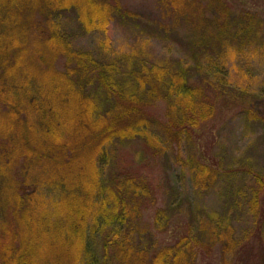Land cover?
Masks as SVG:
<instances>
[{"label":"trees","instance_id":"obj_1","mask_svg":"<svg viewBox=\"0 0 264 264\" xmlns=\"http://www.w3.org/2000/svg\"><path fill=\"white\" fill-rule=\"evenodd\" d=\"M161 4L163 29L190 27L193 64L144 47L117 53L109 38L95 53L77 49L64 16L81 34L107 33L116 18H135L122 0H0V264H198L210 243L236 248L232 232L214 224L207 243L189 231L158 247L138 225L146 182L106 175L119 144L158 150L191 139L216 113L209 90H226L227 54L264 52V16L250 9L229 0ZM190 165L198 189L209 190L220 170ZM45 192L57 194L47 201ZM259 206L255 195L251 211ZM170 211L157 210L156 230L168 228Z\"/></svg>","mask_w":264,"mask_h":264},{"label":"rangeland","instance_id":"obj_2","mask_svg":"<svg viewBox=\"0 0 264 264\" xmlns=\"http://www.w3.org/2000/svg\"><path fill=\"white\" fill-rule=\"evenodd\" d=\"M229 1L236 10L247 8L264 16V0ZM122 4L135 18H116L107 33L81 34L73 18L64 16L62 23L73 45L95 53L109 38L110 50L117 53L144 47L157 59H185L193 64L190 27L181 23L174 33L163 29L167 22L161 0H122ZM243 52L231 50L223 59L226 90L219 94L209 90L217 101L216 113L191 139L158 150L140 143L119 144L106 173L146 182L151 196L141 200L138 225L144 238L158 247L174 244L189 231L207 243L211 224L219 233L232 232L235 249L224 246L225 241L210 243L201 251L198 264H264V52L258 48ZM63 64L64 59L58 61L60 70ZM248 68L253 70L249 81L243 78ZM194 81L203 85L199 77ZM155 113L164 120L165 105L158 103ZM194 160L220 170L207 191L196 186L190 165ZM56 194L44 196L53 201ZM255 195L260 204L257 214L251 211ZM159 209H171L165 215L170 224L162 232L154 228Z\"/></svg>","mask_w":264,"mask_h":264}]
</instances>
